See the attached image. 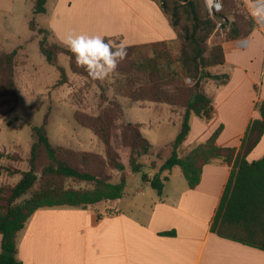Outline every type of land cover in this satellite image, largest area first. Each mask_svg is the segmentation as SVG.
I'll list each match as a JSON object with an SVG mask.
<instances>
[{
	"label": "trees",
	"instance_id": "trees-1",
	"mask_svg": "<svg viewBox=\"0 0 264 264\" xmlns=\"http://www.w3.org/2000/svg\"><path fill=\"white\" fill-rule=\"evenodd\" d=\"M152 1L168 20L176 35L174 40L181 46L180 51L176 57L166 51L152 52V56L146 55L140 61H135L131 56L139 46H127L124 65H118V68L127 75L128 88L139 86L137 90H129L131 100L167 104L182 110V127L170 144L169 157L158 172L150 177L143 173L145 165L140 159L151 153L152 143L144 137L139 125L130 122L123 124L122 139L130 149V169L134 174L143 173L142 181L149 184L159 196H163L169 175L178 167L189 189L193 190L201 183L206 165L219 162L232 166L211 224V232L264 251V156L252 162L248 160L264 136V101L257 102L256 108L261 119L251 122L239 149L217 144L224 129L221 125L207 141L194 146L186 155H181V148L191 133L192 117L210 121L215 114L214 96L207 92L206 85L214 81L219 88L230 80L229 74L211 71L226 64V54L223 43L210 47L209 38L220 24L225 41L245 39L257 29V23L254 18L237 14L240 0H223L222 10L213 13L209 11L206 0ZM46 3L47 0H37L34 13H44ZM31 27L34 30V26ZM41 31L45 33V30ZM105 40L110 41L109 38ZM164 42L151 47H163ZM40 45L47 62L61 72L59 84L67 81L65 69L58 65L61 54L69 58L74 73L97 81L84 68L77 66L74 55L65 46L49 44L45 39ZM16 55V51L0 55V96L11 95L14 100L17 98ZM187 79H191L192 84H187ZM77 120L102 140L107 159L101 160L92 153L55 148L49 141L46 125L35 128V140L28 160L29 170L19 172L21 178L16 185L0 188V264H23L18 258L17 237L38 210L88 209L102 201L122 199L126 194V176L123 174L115 182L109 172L115 170L124 173L126 170L111 144L110 114L104 111L96 118L81 115ZM164 173L168 175L163 176ZM66 180L86 183L90 187L65 188L63 183ZM161 235L175 237L176 231L163 232Z\"/></svg>",
	"mask_w": 264,
	"mask_h": 264
},
{
	"label": "crops",
	"instance_id": "crops-1",
	"mask_svg": "<svg viewBox=\"0 0 264 264\" xmlns=\"http://www.w3.org/2000/svg\"><path fill=\"white\" fill-rule=\"evenodd\" d=\"M242 1L252 7L258 0ZM96 2L109 9V25L101 31L102 37H121L130 46L176 38L152 0H56L51 21H58L63 27L59 32L67 34L72 10L91 8ZM223 45L226 64L216 69L230 70V80L215 89L210 121L202 124L192 117L188 138L195 134L194 140L205 142L223 125L217 144L239 149L251 122L261 119L256 105L264 101V31L257 27L249 37ZM263 156L264 136L248 160ZM231 170L225 163L206 165L196 189L182 186L170 202L165 192L159 200L152 198L145 215L126 209L135 196L102 201L88 209L38 210L18 234V258L23 264H264V251L211 232ZM140 187L138 195L143 191ZM172 230L175 237L161 235ZM1 240L0 236V253Z\"/></svg>",
	"mask_w": 264,
	"mask_h": 264
},
{
	"label": "rangeland",
	"instance_id": "rangeland-1",
	"mask_svg": "<svg viewBox=\"0 0 264 264\" xmlns=\"http://www.w3.org/2000/svg\"><path fill=\"white\" fill-rule=\"evenodd\" d=\"M222 1L206 0L209 11L213 13L222 10ZM55 2L56 0H47L45 12L35 14L37 0H0V55L17 52L15 57L17 98L14 100L11 95L0 96V188L16 185L21 178L19 172L29 170L28 160L35 140L34 130L43 125H46L49 141L53 147L77 153H92L101 160H106V148L102 140L93 130L81 125L77 119L81 115L96 118L104 111H108L112 122L111 144L117 152L118 159L126 167L124 173L115 170L109 172L115 182L119 181L123 174L127 178L126 194L123 198L124 200L134 196L135 198L133 205L126 209L133 210L137 215L140 213L145 215V209L150 207L147 203L152 198L159 200V195L149 184H144L142 174L154 176L169 157L170 144L181 131L183 111L167 104L131 100L128 96L129 90H137L139 86L128 88L127 75L120 71V67L110 79L105 81L93 82L76 74L71 70L69 58L64 54L58 57V65L65 69L67 81L59 84L62 79L61 72L56 66L47 62L40 48L44 39L49 44L58 43L64 46L62 41L66 34L59 32L63 28L62 25H58L55 19L51 21ZM237 8L238 15L253 18L251 14L253 6L249 7L240 0ZM108 10L99 2L91 8H74L70 13L73 22L67 27V33L103 34L101 31L107 30L106 26L109 25V19L106 17L109 16ZM59 18L58 16L57 20ZM82 20L86 22L84 27L79 23ZM31 26H34V30ZM41 30H45V33ZM105 38H109L114 47L121 44L125 47L130 46L125 45L121 37L105 35ZM221 41L222 43L225 41V34L218 24L208 40V45L213 47ZM156 43L139 45L131 59L140 61L143 56H152V52L161 51L169 52L176 57L181 48L179 42L175 40L165 41L163 47L160 45L155 49L151 47ZM123 65L124 62L121 61L119 66ZM211 71L215 74L230 73V70L220 71L216 67ZM186 82L192 84L191 79H187ZM216 87V83L211 81L206 85V90L210 95H214ZM197 119L205 124L203 119ZM129 122L139 125L144 137L153 145L151 153L140 159L145 165L141 174H134L131 171L130 149L125 146L122 139L121 127ZM193 122L194 120L191 119V128ZM194 136L195 134L190 138L191 141L188 138V143H184L181 155H186L194 146L200 144L194 140ZM153 164H155L154 168ZM165 175L168 173L163 174ZM169 178L170 180L166 182L165 194H168L167 199L170 202L175 200V190L182 186L186 187L187 183L179 167L169 175ZM138 185L143 190L139 195L136 194ZM63 187L89 188L90 186L86 183L66 180ZM123 205L125 206V203Z\"/></svg>",
	"mask_w": 264,
	"mask_h": 264
},
{
	"label": "clouds",
	"instance_id": "clouds-1",
	"mask_svg": "<svg viewBox=\"0 0 264 264\" xmlns=\"http://www.w3.org/2000/svg\"><path fill=\"white\" fill-rule=\"evenodd\" d=\"M62 42L74 55L77 66L84 68L94 80L110 79L127 56L124 45L114 47L98 34L69 32Z\"/></svg>",
	"mask_w": 264,
	"mask_h": 264
},
{
	"label": "built area",
	"instance_id": "built-area-1",
	"mask_svg": "<svg viewBox=\"0 0 264 264\" xmlns=\"http://www.w3.org/2000/svg\"><path fill=\"white\" fill-rule=\"evenodd\" d=\"M251 14L257 23V26L264 31V0H258L253 4ZM264 72V65H263Z\"/></svg>",
	"mask_w": 264,
	"mask_h": 264
},
{
	"label": "bare ground",
	"instance_id": "bare-ground-1",
	"mask_svg": "<svg viewBox=\"0 0 264 264\" xmlns=\"http://www.w3.org/2000/svg\"><path fill=\"white\" fill-rule=\"evenodd\" d=\"M42 223V222H41Z\"/></svg>",
	"mask_w": 264,
	"mask_h": 264
}]
</instances>
